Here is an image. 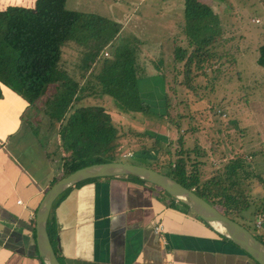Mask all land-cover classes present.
Instances as JSON below:
<instances>
[{"label":"trees","instance_id":"trees-1","mask_svg":"<svg viewBox=\"0 0 264 264\" xmlns=\"http://www.w3.org/2000/svg\"><path fill=\"white\" fill-rule=\"evenodd\" d=\"M66 1L34 0L32 7L0 9V96L3 85L42 114L30 126H39L48 138L44 144L48 158L56 164L55 156H59L58 173L50 187L87 165L115 162L113 156L127 143L133 158L149 163L138 165L166 174L221 213L226 210L245 220L242 213L261 202L257 211L264 222V140L257 136V146L240 144L236 151L232 147L228 160L215 167L211 164L206 171L209 154L216 150L210 148L207 153L196 140L198 132L214 133L210 125L202 130L197 126L209 114L219 117L223 125L222 115L227 116L229 107L236 114L242 102L249 108L257 104L264 114L262 76L251 85L237 86L244 92L238 104L228 105L214 97L219 77L236 74L240 83L231 51L235 35L229 39L227 32L212 29L216 24L207 5L184 0L185 47L174 45L169 57L163 53L149 64L140 58V41L115 45L119 25L99 15L68 10ZM67 50L75 53L67 55L73 62L66 58ZM256 52V62L264 70V43ZM149 65L154 69L152 76L144 75ZM142 78L161 84V106L145 97ZM162 106L161 112H155V107ZM127 114L142 120L132 123ZM161 126L173 133L178 149L157 134ZM186 135L193 137L192 147L184 146ZM91 155L100 156L87 159ZM254 237L262 242V235Z\"/></svg>","mask_w":264,"mask_h":264},{"label":"crops","instance_id":"crops-1","mask_svg":"<svg viewBox=\"0 0 264 264\" xmlns=\"http://www.w3.org/2000/svg\"><path fill=\"white\" fill-rule=\"evenodd\" d=\"M35 115L1 85L0 264H44L35 215L58 172L30 126ZM132 177L85 180L58 197L46 229L60 264H256L184 204Z\"/></svg>","mask_w":264,"mask_h":264},{"label":"rangeland","instance_id":"rangeland-1","mask_svg":"<svg viewBox=\"0 0 264 264\" xmlns=\"http://www.w3.org/2000/svg\"><path fill=\"white\" fill-rule=\"evenodd\" d=\"M33 1L34 0H0V9L8 5L21 4L32 7ZM198 1L207 5L212 10V16H210V18H213V23L216 24V26L212 28L213 30L217 32H227L225 37L229 39L232 38V35L236 37V42L231 51H234L233 58L236 63L235 69L238 76L241 77L240 83L236 74H227L219 77L220 81L217 82L219 86L215 90L216 95L214 94V97L217 96L218 99H224L228 105L233 103L238 104L242 101L244 92L237 86L241 85L242 87V84L245 86L251 85L260 76H262V78L264 77V70L259 67L256 62V49L260 44L264 43V2L262 0H258L259 3H257L256 0ZM183 2L184 0H67L66 8L81 13L99 15L108 19L111 23L119 25L120 31L114 41L115 45L133 43L137 40L140 41V58L142 61H147L150 64L152 60L158 58L160 55L162 56L163 53L166 55V58L169 57L171 54L170 49L174 45H182L185 47L184 41H186L187 34L185 32L186 29L183 18ZM65 55L68 59L67 55L75 56V53L67 50ZM68 61L73 62L74 60L69 58ZM151 65H149L144 75L152 76L154 74V69ZM145 79L142 78V80H140V85L145 97H150L154 106L162 105L164 94L161 89V84ZM223 85L224 87H222ZM208 104L210 103L208 102ZM101 105H106V103L102 102ZM228 105H226L224 109L229 107ZM239 105L240 107L236 114H233L232 108L229 107L227 116L222 115L223 125L220 123L219 117L217 118L212 114H209L208 120L202 118V120H200L201 125H197L200 130H202L201 127L205 125L211 126L209 130L214 129L212 135H206V131L196 133V140H198L199 144L202 145L204 149L208 150L207 153H209L210 148L216 150V154H209L205 171L207 168H210L209 165L211 164L215 167L225 162V160H228L230 156H232L229 152V149L232 147L236 151L239 149L240 144L246 145L248 143L250 145L249 147L257 146L259 143L257 136L260 137L262 141L264 140V129L262 127L264 120L263 112L259 110L257 104L251 103L250 108L243 102ZM158 108L159 109H157V107L154 108L155 112H161L163 110V106L162 108ZM195 108L197 109L198 107ZM38 111L34 109V113L36 114L34 119L37 120L42 118V114ZM127 117H129L132 123L142 120L140 117L135 118L132 114H127ZM228 119H231L229 123ZM185 127L186 124H183L182 130H184ZM32 128L38 139L46 145L48 138L43 135L39 126L32 125ZM218 128L223 131L217 134L215 131H217ZM125 129L127 130L126 127ZM159 131L160 133L158 134L163 137L166 144L170 143L172 149L179 148L173 133L167 131L165 128H161ZM239 131H241V135L237 134ZM223 132L228 136H224ZM234 134L236 136H234ZM192 138L193 137L190 135L185 136V147L193 146ZM145 139L148 140V138ZM52 145L50 149L54 151L55 145ZM120 149V153L115 154L112 158L115 162H133L149 166L147 162L129 157L128 154L133 155L134 151H132L127 143H122ZM222 152L225 153V155H221L223 154ZM96 156L91 155L87 159H93ZM221 156H223L222 159H220ZM55 157L57 161L56 164L59 166V156ZM257 195H261V191H259ZM260 203L261 202H255L248 211L242 213L245 220L240 219L238 215L234 216L228 213L226 210H222V214L230 216V218L241 225L243 224L254 236L262 235L261 241L264 244V222L260 216V211H257ZM259 222H261L260 225H258Z\"/></svg>","mask_w":264,"mask_h":264},{"label":"water","instance_id":"water-1","mask_svg":"<svg viewBox=\"0 0 264 264\" xmlns=\"http://www.w3.org/2000/svg\"><path fill=\"white\" fill-rule=\"evenodd\" d=\"M133 176L163 190L187 206L217 233L226 237L257 264H264V244L246 228L228 218L204 199L162 172L129 162H108L80 168L52 185L43 195L35 215V241L44 264H60L51 246L46 224L50 210L58 197L73 185L100 177Z\"/></svg>","mask_w":264,"mask_h":264},{"label":"built area","instance_id":"built-area-1","mask_svg":"<svg viewBox=\"0 0 264 264\" xmlns=\"http://www.w3.org/2000/svg\"><path fill=\"white\" fill-rule=\"evenodd\" d=\"M128 155L130 156V154H128ZM19 203H20V201H19ZM260 223H261V222H259L258 225H260ZM161 231H162L161 226H158V227L156 228V232H161Z\"/></svg>","mask_w":264,"mask_h":264},{"label":"bare ground","instance_id":"bare-ground-1","mask_svg":"<svg viewBox=\"0 0 264 264\" xmlns=\"http://www.w3.org/2000/svg\"><path fill=\"white\" fill-rule=\"evenodd\" d=\"M79 144V143H78ZM75 157V156H74Z\"/></svg>","mask_w":264,"mask_h":264}]
</instances>
